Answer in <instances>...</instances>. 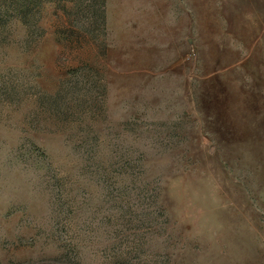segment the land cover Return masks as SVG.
<instances>
[{"label": "rangeland", "instance_id": "rangeland-1", "mask_svg": "<svg viewBox=\"0 0 264 264\" xmlns=\"http://www.w3.org/2000/svg\"><path fill=\"white\" fill-rule=\"evenodd\" d=\"M0 264H264V0H0Z\"/></svg>", "mask_w": 264, "mask_h": 264}]
</instances>
